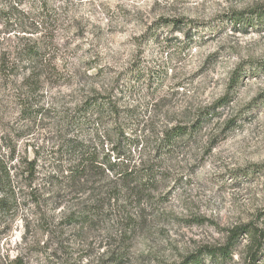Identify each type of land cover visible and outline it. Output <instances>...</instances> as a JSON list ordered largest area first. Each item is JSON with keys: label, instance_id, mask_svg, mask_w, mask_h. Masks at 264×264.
Masks as SVG:
<instances>
[{"label": "rangeland", "instance_id": "1", "mask_svg": "<svg viewBox=\"0 0 264 264\" xmlns=\"http://www.w3.org/2000/svg\"><path fill=\"white\" fill-rule=\"evenodd\" d=\"M196 257L264 264V0H0V264Z\"/></svg>", "mask_w": 264, "mask_h": 264}, {"label": "trees", "instance_id": "2", "mask_svg": "<svg viewBox=\"0 0 264 264\" xmlns=\"http://www.w3.org/2000/svg\"><path fill=\"white\" fill-rule=\"evenodd\" d=\"M40 54L41 53L38 50L28 51L26 53L27 55L26 59L28 62H33L34 60L39 59ZM110 112H113L111 109L110 102H108L107 99H104L103 97H95V98H91L88 102H86L83 109H81V116L86 118L87 116L90 117L91 115L95 113L99 116H103V114H107ZM186 136H188V129H185L184 127H173L165 133L163 140H162V143H163L162 148L164 149L166 147H171L175 145L177 141L182 140V138ZM164 143H167V144H164ZM64 147L69 150L68 153L66 152L67 153L66 156H68L70 160H68L69 165L66 167V169H62L59 172H61L62 175H65V179L73 178L76 182H79L86 176L85 174H90L99 169L98 166L95 165L97 163V159L93 153H89V151L87 152L85 150H82V148L79 145L78 146L75 145L74 142L66 143ZM118 162L119 161L111 162L110 160H108L107 167H105L103 171L104 172L114 171L115 168L119 166V164H117ZM123 163L124 161H122L121 164ZM99 167L101 168V166ZM134 168H135V165L133 166V169H130L129 166L125 164L124 169H121L122 172L119 174H123L121 176H123L124 179L129 178L128 177L129 175L134 177V175H136V171ZM128 170H131V171H128ZM238 230L240 232H243V230H245L246 233L248 232L245 229V226H243L240 229H237V231ZM237 236L238 234L235 235V238H237ZM232 240H234V237L232 238ZM231 245L232 244H229L224 248H219L213 251H208L206 252V254L210 257L219 256V258H223L229 254ZM197 258L198 257H196L195 259H190L189 261L182 263V264H196L198 260Z\"/></svg>", "mask_w": 264, "mask_h": 264}]
</instances>
